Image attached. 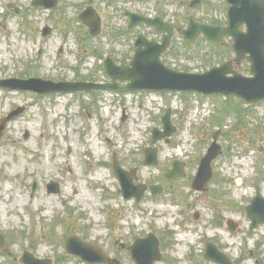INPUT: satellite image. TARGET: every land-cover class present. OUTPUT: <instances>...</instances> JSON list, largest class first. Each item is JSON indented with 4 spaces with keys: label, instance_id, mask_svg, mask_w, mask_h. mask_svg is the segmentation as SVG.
<instances>
[{
    "label": "rangeland",
    "instance_id": "1",
    "mask_svg": "<svg viewBox=\"0 0 264 264\" xmlns=\"http://www.w3.org/2000/svg\"><path fill=\"white\" fill-rule=\"evenodd\" d=\"M30 1L0 0V81L108 82L104 58L119 64L134 53L138 33L122 34L124 9L183 25L190 17L212 24L225 16L224 0H203L196 8L189 7L190 0H111L114 8L101 35L91 39L77 16L87 6L101 16L109 1L59 0L52 10L31 8ZM7 4L21 14L7 11ZM45 28L50 32L43 37ZM229 56L202 38L191 45L174 38L161 60L176 71L202 73ZM236 70L247 76L249 66L242 62ZM17 108L21 113L0 135V234L10 252L0 254V264H18L23 251L52 264H85L64 252L63 240L72 234L131 264L121 245L150 233L160 240L162 261L155 264H213L202 257L207 242L233 264H264V224L249 230L245 212L257 188L264 198V102L248 107L221 96L141 92L36 96L0 88V118ZM167 110L178 131L168 144L150 145L151 130L161 128ZM216 132L222 154L212 164L213 179L205 194L191 192L190 182ZM150 146L158 149L156 167L143 165L141 151ZM113 157L126 170L138 169L136 184L163 185L164 196L123 200ZM174 159L186 163L187 177L169 186L162 170ZM33 182L37 187L31 195ZM51 182L58 184L57 194L47 193ZM167 203L175 206L174 221L167 217ZM227 219L237 223L234 232L223 226ZM186 230L193 236L189 250L177 246Z\"/></svg>",
    "mask_w": 264,
    "mask_h": 264
},
{
    "label": "water",
    "instance_id": "2",
    "mask_svg": "<svg viewBox=\"0 0 264 264\" xmlns=\"http://www.w3.org/2000/svg\"><path fill=\"white\" fill-rule=\"evenodd\" d=\"M228 3L227 27H218L199 24L190 19L186 30L175 28L176 34L188 43L196 41L199 36L219 45L225 37L233 39V52L236 57L234 63H240L246 59L250 63L251 77H243L233 70L232 62H226L219 67H214L202 74H192L177 72L164 66L160 60L163 53L170 46L171 38L174 35L172 25L163 22L161 18L150 19L134 14L125 13L129 17L128 29L140 24L153 27L155 33L163 35L161 44L154 41L148 42L144 37L138 36L135 42V54L128 66L123 63L115 65L111 58L103 62L106 75L111 79L109 84L93 83H53L39 79H29L26 81L7 80L1 81L0 87L11 89L29 90L38 95L50 93H69L77 91H120L128 92L135 90L150 92H187L198 93L204 96L224 95L225 97H236L246 104H255L264 100V0H226ZM57 0H50L47 4L41 0H35L34 7L43 6L45 8L55 7ZM201 0H193L191 6H196ZM81 23L88 27L90 36L96 37L100 31V18L93 13L92 8L79 15ZM245 26L246 31L241 32L240 28ZM167 33V35H165ZM247 55H249L247 57ZM118 82H127L125 87L120 88ZM15 84V86H9ZM21 110L11 112L7 117L0 120V135L8 121L20 114ZM163 132L152 130L151 143L169 137L175 131L169 120V111L162 119ZM259 139L261 137L256 131ZM145 165L156 164V150L146 149L143 151ZM220 154V147L214 142L208 149L206 156L201 160L197 175L192 183V189L203 191L205 185L211 178V162ZM173 170L177 177H183L182 165L173 163ZM114 173L119 179L122 194L125 199L135 197L136 201L144 186L133 187L134 171L130 174L125 173L119 164L114 161ZM169 173V172H168ZM168 173H165L168 178ZM49 193H57L58 188L55 184L47 187ZM247 216L251 220V229L258 224L264 223V199L258 194L247 208ZM66 254L79 257L89 264H118L107 259L102 252L89 243L82 241L76 236H70L64 240ZM131 256L136 264H152L160 260L157 242L149 236L147 239L136 240L130 248ZM0 253L9 255L3 237L0 235ZM205 258L213 260L219 264H230L225 256L221 255L212 245L206 249ZM24 264H51L46 260H38L31 254L24 252L19 259Z\"/></svg>",
    "mask_w": 264,
    "mask_h": 264
},
{
    "label": "flooded vegetation",
    "instance_id": "3",
    "mask_svg": "<svg viewBox=\"0 0 264 264\" xmlns=\"http://www.w3.org/2000/svg\"><path fill=\"white\" fill-rule=\"evenodd\" d=\"M103 1H104V0H103ZM107 1H109V2H108V4H109L108 7L111 8V9H113L114 6H113V4H112V1H111V0H107ZM223 2H224L225 7L227 8V6H226V4H225V0H224ZM142 9H143V10H147L145 7L142 8ZM147 11H149V10H147ZM110 13H112V11L109 10V9H107V8L102 12V15L105 14L103 22L108 18V16L110 15ZM135 13H136V12H135ZM150 17H153V16H150ZM126 22H127V21H126ZM171 23H172L174 26H179V27H181V28H185V27L187 26V23H186V25H183V24H180V23H175V22H171ZM214 24L219 25V26H225V25L227 24V22H226V18L224 17V19H222L220 22H215ZM102 28H103V25H102ZM243 29H244V28H243ZM135 31H136V34L138 33V31L148 32V34L153 35V37H155V38H158V42L161 41V36H160V35H155L153 29H149V28H147V27H145V26H140V27L135 28V29H133V30H131V31H127V34H126V35L132 34V33L135 32ZM135 36H136V35H135ZM152 39H153V38H152ZM155 40H156V39H155ZM212 45H213V44H212ZM213 46L216 47L217 49L227 50V51H228V54L230 55V56L228 57V60L233 59L234 54H233V52H232V48H231V46H232V40H231L230 38H226V39L221 43L220 46H216V45H213ZM236 67H237V66H235V68H236ZM172 185H173V184H172ZM120 248H122L123 250H127V246L124 245V244H122Z\"/></svg>",
    "mask_w": 264,
    "mask_h": 264
}]
</instances>
